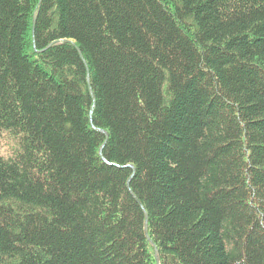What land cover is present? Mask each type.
<instances>
[{"label": "trees", "instance_id": "16d2710c", "mask_svg": "<svg viewBox=\"0 0 264 264\" xmlns=\"http://www.w3.org/2000/svg\"><path fill=\"white\" fill-rule=\"evenodd\" d=\"M0 128V264H264V0H0Z\"/></svg>", "mask_w": 264, "mask_h": 264}, {"label": "clouds", "instance_id": "9594fccd", "mask_svg": "<svg viewBox=\"0 0 264 264\" xmlns=\"http://www.w3.org/2000/svg\"><path fill=\"white\" fill-rule=\"evenodd\" d=\"M0 135H3L5 137H8L11 135V130L7 128H0ZM24 133H20V136H23ZM19 139V138H17ZM17 150L20 149V145L17 142L16 144ZM16 153L15 152H10V151H5V150H0V159H3L4 161H8L10 158H15Z\"/></svg>", "mask_w": 264, "mask_h": 264}, {"label": "rangeland", "instance_id": "374dc122", "mask_svg": "<svg viewBox=\"0 0 264 264\" xmlns=\"http://www.w3.org/2000/svg\"><path fill=\"white\" fill-rule=\"evenodd\" d=\"M0 147L3 150H7L9 148V145H7V138L3 135L0 136Z\"/></svg>", "mask_w": 264, "mask_h": 264}, {"label": "water", "instance_id": "95a60500", "mask_svg": "<svg viewBox=\"0 0 264 264\" xmlns=\"http://www.w3.org/2000/svg\"><path fill=\"white\" fill-rule=\"evenodd\" d=\"M36 20H37V14L34 16V27H35V25H36ZM72 42V41H71ZM101 151H102V149H101ZM145 228H146V232L148 233V223H146V226H145ZM156 257H157V261H158V263H159V257H158V252H157V250H156Z\"/></svg>", "mask_w": 264, "mask_h": 264}]
</instances>
